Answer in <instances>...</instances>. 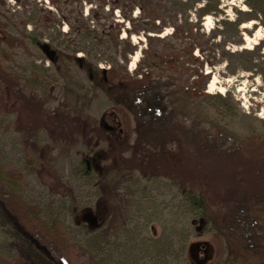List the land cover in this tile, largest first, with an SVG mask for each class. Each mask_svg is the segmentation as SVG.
I'll return each mask as SVG.
<instances>
[{
  "label": "rangeland",
  "instance_id": "1",
  "mask_svg": "<svg viewBox=\"0 0 264 264\" xmlns=\"http://www.w3.org/2000/svg\"><path fill=\"white\" fill-rule=\"evenodd\" d=\"M116 1L0 0V264H264V0Z\"/></svg>",
  "mask_w": 264,
  "mask_h": 264
},
{
  "label": "trees",
  "instance_id": "2",
  "mask_svg": "<svg viewBox=\"0 0 264 264\" xmlns=\"http://www.w3.org/2000/svg\"><path fill=\"white\" fill-rule=\"evenodd\" d=\"M124 0H117L116 1V8H121V4ZM129 1V5L130 3H132L133 6H136V7H139L141 12L143 13L144 16V19H148L150 20V22H148V24H151L153 26V29H150L147 31V29H145L144 31L146 32H156V33H160L161 31L165 30L167 27H172L174 28L173 30V33L171 34L173 37L176 35V34H180L181 37L185 40L187 39H191L192 37H194V39H198L197 36L199 35V33H197V35L195 36L193 33H194V30H193V24L191 23L192 20H190V17L188 15V17H186L184 20V23L183 25H180L178 26L177 25V19H175L176 17L172 15V17L170 16L171 12H168L167 14H169L168 16V19H165V17H162L161 16V13H160V7L163 5V2L162 0H128ZM173 2H177L176 0H171ZM201 0H198V1H193L190 5L187 4L186 2L182 3L183 6H184V14L183 16L185 17L187 15V11H195L196 13V16L197 18L201 19L202 17L204 16H207L208 14H213V13H216V12H220L219 11V5L217 4L215 7H210V5H205L203 7V9H197L194 5V2L199 3ZM176 4V3H175ZM178 5V4H176ZM123 8H121V11L123 12ZM259 13L262 12L263 16H264V11L261 9H259L258 11ZM180 14L181 11H180ZM179 14V15H180ZM195 16V17H196ZM131 19L130 17H128V15H125V19ZM160 20V26L157 25L156 21ZM132 21V19H131ZM241 22H235V26L239 27ZM114 26H116L114 24ZM196 27V26H195ZM184 33H189V35L187 37H184ZM189 45H192L191 43L185 41V46H189ZM240 67H235L236 70L239 71V69L241 68L243 71H246V72H254V69H255V65L251 64V63H248V64H241L239 65ZM235 70V71H236ZM233 73V72H232ZM167 152L162 150V152L160 151L159 153H165ZM154 154H157V153H154ZM17 197L15 196L14 194V185H13V182L10 181L9 179H6L4 178L3 176L0 175V200H4V201H7L8 199H16ZM192 202H199L201 203V206H199L198 208L200 210L204 209L205 208V205H204V202L203 200L201 199V197H196L195 195L193 194H189V198ZM211 214V212L209 213V215ZM210 221V219H208L206 222ZM211 224H219L218 222H215V221H212ZM235 264V262H233Z\"/></svg>",
  "mask_w": 264,
  "mask_h": 264
},
{
  "label": "bare ground",
  "instance_id": "3",
  "mask_svg": "<svg viewBox=\"0 0 264 264\" xmlns=\"http://www.w3.org/2000/svg\"><path fill=\"white\" fill-rule=\"evenodd\" d=\"M232 4H233V2H231ZM206 20L207 21H211V16L210 15H208L207 17H206ZM256 20H259V19H256ZM256 24V21H254V20H251L248 24H244L243 25V27L244 28H246V29H250V28H252V26L253 25H255ZM260 33H262L260 30H258V31H256V36L258 37V35L260 34ZM166 34V33H165ZM171 36V33H167L165 36H161V35H159V37H170ZM247 38H245V40H246ZM259 40V39H258ZM260 40H261V38H260ZM259 43L256 41V42H254V45L255 46H257ZM246 49H249V50H252L253 48L252 47H245ZM84 57V56H83ZM78 58L80 59V58H82V55L79 53V55H78ZM127 60H128V56L126 57V59H125V61L127 62ZM138 61V57H135L134 58V61H133V63H132V66H134L135 64H136V62ZM207 73H210V71H207ZM209 88L211 89V90H217L218 89V92H222V90H223V87L222 86H219V82H218V80L214 77L212 80H211V82H210V85H209Z\"/></svg>",
  "mask_w": 264,
  "mask_h": 264
},
{
  "label": "flooded vegetation",
  "instance_id": "4",
  "mask_svg": "<svg viewBox=\"0 0 264 264\" xmlns=\"http://www.w3.org/2000/svg\"><path fill=\"white\" fill-rule=\"evenodd\" d=\"M131 5H132V3H130V5H129L130 9L128 8V10H126V11L124 9H122L123 12L122 11L121 12L123 13L124 18H125V15H128V17H130L132 20H134L133 17H132L133 15H131V14L134 13L133 11H135L136 6H133V5L131 6ZM137 9L139 10V14L144 17L145 15H143V13L141 12L140 8L137 7ZM144 22H147V20L145 19ZM145 24L146 25H143V27L140 30H141V32L147 33L146 31H144L145 29H147V23H145ZM117 26L118 25L116 24V27ZM259 70H258V65H255L254 72H251V73H257ZM259 72H261V71H259Z\"/></svg>",
  "mask_w": 264,
  "mask_h": 264
}]
</instances>
